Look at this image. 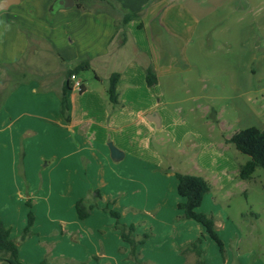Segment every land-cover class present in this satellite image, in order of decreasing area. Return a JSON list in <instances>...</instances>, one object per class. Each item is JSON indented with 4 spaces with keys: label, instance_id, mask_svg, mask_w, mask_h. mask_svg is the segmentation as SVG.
Segmentation results:
<instances>
[{
    "label": "crops",
    "instance_id": "obj_1",
    "mask_svg": "<svg viewBox=\"0 0 264 264\" xmlns=\"http://www.w3.org/2000/svg\"><path fill=\"white\" fill-rule=\"evenodd\" d=\"M58 1L20 0L0 12V65L22 62L30 47L41 43L54 53L53 74H58L56 81L45 86L39 79H31L15 90L0 109V221L11 230V238L18 240L28 225L27 203L31 202L35 215L32 235L21 243L19 252L24 264H134L127 257L130 248L119 233L111 235L101 219L81 220L76 203L87 199L90 188L99 185L105 201L118 195L116 208L125 213L136 211L138 196L145 194L149 200L154 183L153 188L161 193L165 183L159 181L158 175H150L148 166L137 170L128 160L129 153L113 144L125 151L120 150L124 158L114 162L107 144L111 140L116 143V138H107L106 126L95 119L108 117V128L118 129L133 116V109H144L143 99L152 90L161 91L180 75L182 64L178 62L185 54V39L195 38L201 21L194 16L196 9L184 10L188 0H114L121 8L117 16L104 7L82 11L76 2L74 7L64 8L56 6ZM52 7L56 12L51 15ZM238 11L246 12L247 4L235 6ZM128 13H141L142 17L126 25L127 37L122 45L117 24ZM25 31L31 33L33 40ZM228 43V52L237 46L242 55V33L237 42ZM35 54H39V49ZM83 59L91 61L95 80L102 82L103 89L93 105L87 97L89 86L77 75L85 92L74 87L69 91L72 118L66 122L60 111L66 71ZM149 68L157 76L153 87L147 83ZM116 73L120 74L119 103L112 105L107 91ZM3 79L4 72L0 71V89ZM78 102L82 104L83 121L73 118ZM143 111L149 122L157 124L153 121L156 120L161 126L156 113ZM178 173L193 175L170 168L163 177L172 182V190L173 185L177 186V192ZM110 188L115 196L107 193ZM178 202H184L180 195ZM120 248L125 250L122 261L116 253ZM189 257L195 264V255ZM0 264L9 263L0 259Z\"/></svg>",
    "mask_w": 264,
    "mask_h": 264
},
{
    "label": "rangeland",
    "instance_id": "obj_2",
    "mask_svg": "<svg viewBox=\"0 0 264 264\" xmlns=\"http://www.w3.org/2000/svg\"><path fill=\"white\" fill-rule=\"evenodd\" d=\"M198 1L188 0L184 4L186 12L196 9L194 16L201 24L192 41L185 39V54L178 62L182 64L180 75L166 83L161 91L152 90L143 99L144 109L137 106L156 113L161 126L149 122L147 114L137 108L131 111L130 120L118 129L108 128V117L95 119L106 126L107 138H116L117 144L109 141L108 149L110 143L122 146L137 170L148 166V173L158 175L159 181L165 183V188L161 185L163 192L153 188L154 183L150 199L145 194L138 196L135 203L138 210L125 213L115 207L118 195L105 201L104 191L96 185L88 191V204H93L94 211L88 218L103 220L101 223L110 234L119 233V237L116 218L106 209L118 212L122 224L134 226L138 259L134 261L131 247L125 243L130 248L127 257L134 264H192L191 254L184 255L182 250L199 239L205 264H264V169L258 168L250 180H241L240 167L250 157L227 142L248 128L264 131V0ZM241 3L247 4V11L235 12V6ZM103 7L106 8L91 0L87 10L82 11ZM208 29L211 33L204 34ZM240 33L244 45L241 56L237 46L231 52L227 50L228 42H237ZM36 49H39L38 55ZM53 54L45 44L34 43L21 70L27 73L28 79H39L42 85H50L58 79V74H53ZM79 75L89 86L90 103L92 99L96 105L102 82L95 80L93 70ZM3 81L6 87L9 79L5 72ZM79 105L78 102L73 118L83 121L82 104ZM90 118L95 117L90 115ZM172 167L209 182L211 191L205 195L198 211L214 218L224 252L203 226L183 218V211L178 208L177 186L173 185L172 190V182L163 177ZM98 192L101 199L96 201ZM107 193L114 195L111 188ZM158 206L162 209H155ZM188 240L193 242L187 243ZM124 251L116 250L121 261Z\"/></svg>",
    "mask_w": 264,
    "mask_h": 264
},
{
    "label": "trees",
    "instance_id": "obj_3",
    "mask_svg": "<svg viewBox=\"0 0 264 264\" xmlns=\"http://www.w3.org/2000/svg\"><path fill=\"white\" fill-rule=\"evenodd\" d=\"M90 0H75L76 7L80 10H87V3ZM105 7L106 11L112 16H117L121 13L119 3L114 0H99ZM56 11L52 7L50 14H54ZM141 13H128L125 14L120 23L117 24V31L120 32L121 44L126 42V25L134 20L141 19ZM28 38L33 40V36L28 31H25ZM26 59L17 64L0 65V71L5 72L6 77L9 79V84L4 87V81L2 80V89H0V109L9 99L11 94L17 90L20 86L27 84L31 79H28L26 72L22 71ZM92 70V64L89 59H83L75 64L72 68H68L66 71V83L63 87V91L60 97L61 101V115L66 122L71 121L70 106L68 100V93L72 90L73 84L71 77L73 75H79L84 71ZM120 80V74H113L110 79V85L108 88V98L112 105L119 103L118 83ZM147 83L149 87H153L157 84V76L155 72L149 68L147 70ZM81 93L85 92V86L83 85ZM235 146L236 150L240 153L250 157V160L240 167V179L247 181L250 180L253 174L258 168L264 169V131L252 127L240 132H237L228 141ZM178 178V194L184 199V202L178 204V208L183 211V218L193 220L202 225L209 236L218 244L221 252H224V243L217 234L214 218L201 213L198 209L201 207L204 197L211 191V186L204 178L194 175L177 174ZM101 199V194L98 192L95 195ZM97 205V203H95ZM27 205L30 208L28 214V225L23 231L18 240L11 238V230L0 221V259L5 260L9 264H24L19 257L21 243L24 242L32 235V227L35 222V215L32 211V204L28 202ZM93 209V204H88L87 199H81L76 203V210L78 217L81 220H86ZM113 217L116 218V228L121 232V238L125 243H128L131 247V256L137 258V241L135 237V227L126 226L120 222V214L116 211L106 209ZM201 240L189 244L184 247L182 253L184 255L194 254L197 257L196 264H205L203 261V252L201 251L199 244ZM138 259V258H137Z\"/></svg>",
    "mask_w": 264,
    "mask_h": 264
},
{
    "label": "water",
    "instance_id": "obj_4",
    "mask_svg": "<svg viewBox=\"0 0 264 264\" xmlns=\"http://www.w3.org/2000/svg\"><path fill=\"white\" fill-rule=\"evenodd\" d=\"M20 0H3L0 3V12L9 9L11 6L18 4ZM56 6H61L64 8H72L75 6V0H59ZM155 121L157 124L158 121ZM109 149L111 153V159L114 162H119L124 158V153H122L119 149H117L112 143L109 144Z\"/></svg>",
    "mask_w": 264,
    "mask_h": 264
},
{
    "label": "built area",
    "instance_id": "obj_5",
    "mask_svg": "<svg viewBox=\"0 0 264 264\" xmlns=\"http://www.w3.org/2000/svg\"><path fill=\"white\" fill-rule=\"evenodd\" d=\"M71 81H72V84H73V87L75 88V89H78L79 91H81V89H82V87H83V82L82 81H80L79 79H78V77L76 76V75H73L72 77H71Z\"/></svg>",
    "mask_w": 264,
    "mask_h": 264
}]
</instances>
